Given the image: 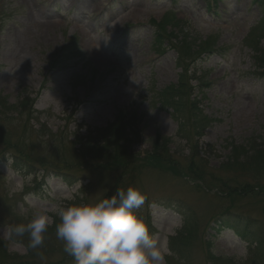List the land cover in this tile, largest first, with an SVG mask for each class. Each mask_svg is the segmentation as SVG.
<instances>
[{"label": "rangeland", "instance_id": "1", "mask_svg": "<svg viewBox=\"0 0 264 264\" xmlns=\"http://www.w3.org/2000/svg\"><path fill=\"white\" fill-rule=\"evenodd\" d=\"M261 54L264 6L253 0H0V96L18 108L0 110L7 252L23 256L22 264H74L54 226L35 252L26 251L27 237L6 240L5 230L36 208L96 203L131 186L146 197L138 215L172 253L166 264H264V247L255 244L264 240V163L220 167L227 142L264 135ZM181 66H189V98L208 118L198 133L186 98L173 111L166 92ZM120 114L138 134L130 149L118 158H84L80 142L98 138ZM157 131L171 139L169 157L153 153ZM12 153L40 176L15 171L6 161ZM59 169L76 180L47 176L31 190ZM181 211L192 216L190 226ZM223 212L247 224L249 241L212 227ZM15 262L0 255V264Z\"/></svg>", "mask_w": 264, "mask_h": 264}, {"label": "clouds", "instance_id": "2", "mask_svg": "<svg viewBox=\"0 0 264 264\" xmlns=\"http://www.w3.org/2000/svg\"><path fill=\"white\" fill-rule=\"evenodd\" d=\"M6 161L10 164L11 157ZM16 189L22 190L23 184H17ZM63 199L72 201L70 196ZM145 204V195L129 186L96 203L39 207L26 222L10 225L5 239L27 237L26 251L35 252L43 248L54 226L57 240L74 264H166L165 258L172 253L138 215ZM37 254L44 259L42 253Z\"/></svg>", "mask_w": 264, "mask_h": 264}, {"label": "trees", "instance_id": "3", "mask_svg": "<svg viewBox=\"0 0 264 264\" xmlns=\"http://www.w3.org/2000/svg\"><path fill=\"white\" fill-rule=\"evenodd\" d=\"M253 2L257 3L259 6H264V0H253ZM261 51V50H256ZM258 63V64H257ZM256 65L258 67L264 66V55H257L256 56ZM181 72L179 73L178 80L175 84L171 85L166 92H169L168 94L172 93L173 96L171 97V105L173 108V111H176L177 108L181 105L182 100L184 97L188 101L187 104L190 108L189 114L191 124L194 125L196 133L201 132L208 124V118L204 115H201L200 110L197 108L196 101L193 100V98L190 97V86L186 83V71L189 70V66H181ZM169 99V96L166 97V100ZM24 106V105H23ZM0 110L8 109V110H14L18 109L17 107L8 104L6 98L0 96ZM199 115V116H198ZM184 120H180V128L179 132L182 133V124L184 123ZM134 122L132 121L131 117L126 114L124 117L122 114L118 115L114 121L106 128H103L101 131L95 132L98 133L97 135H100L98 138L92 137V139L88 140L87 138H84L83 141L80 142V146L82 147V152L84 150V158H104L105 160L109 158H118L125 155V149H130V144H133L134 140L138 137L137 132H134ZM159 131L155 132V136L152 138V150L153 153L157 154H163V156L169 157L166 154H164L168 150V145L171 142V139L169 137H166L165 135H161V133H158ZM93 136V135H92ZM227 147L229 148V153L226 158V162L223 163L220 167L226 171H231L233 167H238L246 169L247 168H255L260 161L264 163V135L263 136H257V137H251L249 140L246 141L244 145H236L232 142H227ZM130 154V153H128ZM11 157V163L12 168L15 171H18L19 173L27 172V173H36L34 176L38 178L40 176L38 170L34 169V164L27 161L25 158H22L16 154H8ZM47 176H52L54 178L60 179L64 181L65 183H72L76 179V175L72 174L65 170H54L51 172H48L46 177L41 176L40 180L37 181L31 190H38L43 185H45L44 179L47 178ZM181 216H183V224L185 226H190V221H193L192 216H189L187 212H179ZM191 213V212H189ZM228 212H223L221 215L219 214L214 218L213 221V228L217 229H230L235 232L237 236H239L241 239H244L246 241H249L247 237H250V234L247 230V224H243L241 221H239L237 218H232L229 216V214H226ZM240 216V215H239ZM191 218V219H190ZM242 225V227H241ZM4 241L0 239V255L5 254L6 260L10 261L11 263L15 262V264H22L21 259H23V256H16L17 254L8 253L6 250V246L4 245ZM257 251L259 249H263L264 247V240H257ZM258 255V254H257ZM209 258L213 260H218V258L214 257L211 253H208ZM220 260V264L224 262V260Z\"/></svg>", "mask_w": 264, "mask_h": 264}]
</instances>
